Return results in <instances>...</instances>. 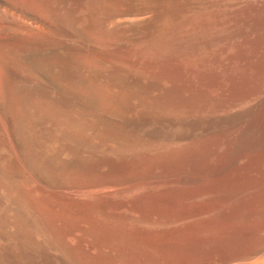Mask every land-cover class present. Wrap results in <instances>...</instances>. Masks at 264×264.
<instances>
[{
  "label": "bare ground",
  "instance_id": "6f19581e",
  "mask_svg": "<svg viewBox=\"0 0 264 264\" xmlns=\"http://www.w3.org/2000/svg\"><path fill=\"white\" fill-rule=\"evenodd\" d=\"M210 1L0 0V264H264V0Z\"/></svg>",
  "mask_w": 264,
  "mask_h": 264
},
{
  "label": "rangeland",
  "instance_id": "374dc122",
  "mask_svg": "<svg viewBox=\"0 0 264 264\" xmlns=\"http://www.w3.org/2000/svg\"><path fill=\"white\" fill-rule=\"evenodd\" d=\"M198 1L199 2H203V4L200 3V4H202V6H206V5L209 4V2H211L210 0L206 1V2L201 1V0H198ZM155 183H152L151 186H147L145 192H147V191H158V192H161V193H163V192L164 193H168V192H173V191H175L177 189V186L174 183H168V184H165V185L158 184V183L155 184ZM125 188H126V186L123 185V184L115 183V182H109V183H100V184H97L95 186L89 187L87 192H90L93 195L96 194L95 196H97L99 194H101V195L106 194L108 196H113L114 195L115 197H118L119 199H123V198L132 199L135 195H137L139 193V192H137V193H134V194H132L130 196L126 195V197H125V192H124ZM253 262H255V261H251L252 264H255Z\"/></svg>",
  "mask_w": 264,
  "mask_h": 264
}]
</instances>
